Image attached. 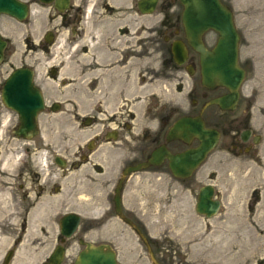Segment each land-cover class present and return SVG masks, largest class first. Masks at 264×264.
<instances>
[{
  "label": "flooded vegetation",
  "instance_id": "obj_1",
  "mask_svg": "<svg viewBox=\"0 0 264 264\" xmlns=\"http://www.w3.org/2000/svg\"><path fill=\"white\" fill-rule=\"evenodd\" d=\"M15 1L25 8V14L20 19L0 13V37L6 43L0 65L6 60L11 26L28 21L37 5L48 7L46 23L57 22L53 29H44L36 41L29 35L24 38L31 51L28 55L40 49L43 61L50 63L44 72L33 59L0 77V118L6 115L11 122L10 138L26 141L23 164L0 163V264H30L31 246H44V236L52 231V245L40 264H75L87 244L109 247L117 259L116 243L128 232L137 234L153 253L136 207L128 205L139 202L130 194L134 186L143 182L150 186H188L214 149L242 161L262 162L264 177V100L255 84H245L252 64L240 61L242 33L224 0L239 34L237 66L244 74L236 87L203 84L200 53L187 39L180 0H156L150 13L142 11L141 0ZM127 9L135 19L156 11L161 12V18L149 25L143 20L133 21L134 30L129 31ZM112 16H116L114 30H99L104 18ZM87 29L90 34H86ZM201 40L211 51L219 33L207 30ZM176 45L184 50L180 63L174 54ZM54 48L57 52L53 56ZM161 57L163 71L184 74V79L178 75V84L185 81L189 85L190 108H197L195 112L189 110L173 118L172 112L154 105L146 109L144 117L141 110L137 115L132 109L131 100L142 101L138 93L142 92L143 76L162 72ZM145 58L151 59L146 65ZM19 68L32 71L33 85L43 101L36 116L37 132H27L30 136L16 133L19 113L2 100L5 80ZM66 87L72 89L71 98L64 93ZM129 90L135 92L134 97L129 98ZM214 99L218 103H212ZM210 110L212 118L207 116ZM185 116H200L206 128L215 129L218 138L189 175L176 176L170 157L200 144L196 137L185 142L169 135L173 124ZM154 152L160 154L155 160ZM208 185L213 187L212 198L219 202L214 217L224 201L211 183L200 186L198 193ZM30 224L38 226L39 234L31 235ZM57 249L60 254L52 258Z\"/></svg>",
  "mask_w": 264,
  "mask_h": 264
},
{
  "label": "rangeland",
  "instance_id": "obj_2",
  "mask_svg": "<svg viewBox=\"0 0 264 264\" xmlns=\"http://www.w3.org/2000/svg\"><path fill=\"white\" fill-rule=\"evenodd\" d=\"M224 1L232 8L236 24L240 26L242 33L240 61H250L252 64L245 84H255L263 101L264 0ZM47 10L48 7L37 5L28 21L11 26L6 60L0 65L1 78L13 67L33 59L42 72L48 67L50 63L43 61L40 49H34V53L28 55L31 51L24 40L29 35L36 41L44 29L55 27V19L46 23ZM127 11V21L131 25L129 31L134 30L133 21L143 20L145 25H149L161 18V12L158 11L137 19L130 15V9ZM115 18L116 16L105 17L99 30H114ZM86 34H90L88 29ZM52 52L54 56L57 49L54 48ZM150 60L145 58V65ZM153 60V65L156 66L157 63ZM161 61L162 57L158 60L162 71L158 76H143L142 92L138 93L142 94L138 98L142 101L134 103L136 98L131 100L132 109L137 115H141V110L144 117L146 109L154 105L162 107L165 112H172L173 118L189 110L195 112L197 108H190L189 85L185 81L179 83L181 86L178 84V75H182L184 79V74L163 71ZM71 90V87L64 89V93L69 94L67 96L70 98ZM128 95L132 98L135 92L129 90ZM165 112L162 111L161 114L164 115ZM207 116L212 118L213 112L210 110ZM11 126L6 115L0 118V163L23 164L26 141L22 138H10ZM263 150L264 148L261 154L264 155ZM260 163L262 162L254 163L253 159L242 161L222 155L214 149L193 175L188 186L163 183L150 186L146 182L135 185L130 194L137 196L139 202L128 205L136 207V215L149 238L147 240L154 247L151 246L153 253L147 251L137 234L128 232L121 242L116 243L119 264H154L155 261L158 264H264V177L263 165ZM206 183L213 184L218 191L217 196L223 197L224 201L222 210L209 219L195 211L198 190ZM29 228L32 236L39 234L38 226L30 224ZM54 235L55 231H52L47 237L44 236L47 241L44 246L35 247L36 244H32L30 264H40L50 250Z\"/></svg>",
  "mask_w": 264,
  "mask_h": 264
},
{
  "label": "water",
  "instance_id": "obj_3",
  "mask_svg": "<svg viewBox=\"0 0 264 264\" xmlns=\"http://www.w3.org/2000/svg\"><path fill=\"white\" fill-rule=\"evenodd\" d=\"M156 0H141L139 5L144 7V13H150ZM184 9L182 21L189 43L200 53L201 73L203 84L210 85L215 82L236 87L244 72L237 66V50L239 34L233 24V13L221 0H180ZM7 12L23 19L25 8L15 0H0V13ZM213 29L219 33V40L213 50H207L201 40V36L207 30ZM5 41L0 37V62L5 48ZM174 54L178 63L182 62L184 50L180 45L174 48ZM3 103L19 113L18 135H26L37 132L36 116L43 108V101L39 90L33 85L32 71L28 68L16 69L5 80L2 89ZM214 99L212 103H218ZM171 137L183 139L189 142L191 138H198L200 144L195 148H189L181 153L171 156L170 167L176 176L190 174V169L204 160L217 142L215 129L206 128L199 117H181L169 131ZM160 154L153 153V160ZM138 168V167H136ZM213 187L208 185L200 189L197 197L196 211L211 217L216 214L219 202L213 198ZM145 244V237L140 234ZM57 249L52 258L59 255ZM155 261V260H154ZM75 264H118L116 253L109 247H87L79 253ZM154 264H158L156 261Z\"/></svg>",
  "mask_w": 264,
  "mask_h": 264
}]
</instances>
